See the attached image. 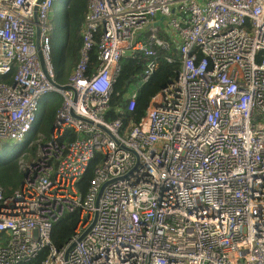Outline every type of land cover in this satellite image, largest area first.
<instances>
[{"label": "built area", "instance_id": "built-area-1", "mask_svg": "<svg viewBox=\"0 0 264 264\" xmlns=\"http://www.w3.org/2000/svg\"><path fill=\"white\" fill-rule=\"evenodd\" d=\"M53 1L0 0V143L24 138L42 96L61 97L20 186L7 196L0 186V264L44 250L40 264H264V0H88L63 84ZM159 48H174V78L137 122L107 119L121 58L143 55V84ZM136 94L123 97L129 111ZM75 211L56 248L53 224Z\"/></svg>", "mask_w": 264, "mask_h": 264}, {"label": "trees", "instance_id": "trees-1", "mask_svg": "<svg viewBox=\"0 0 264 264\" xmlns=\"http://www.w3.org/2000/svg\"><path fill=\"white\" fill-rule=\"evenodd\" d=\"M87 2L88 0H68L66 5L62 8L63 31L65 33L66 43L63 47L61 46L59 50H56L55 53L51 46V61L54 69L55 80L58 83L63 84L67 81L72 68L78 61L79 49L82 45L81 26L85 20ZM157 52L158 67L143 84H139V75L143 71L146 60L143 55L138 53L134 57H132V55H124L121 58L120 71L115 83L113 84V93L109 103V110L106 115L107 119L120 117L122 119L123 126H126L129 122H137L144 114L152 96L174 78L179 69V61L176 53L174 52V48H172L171 51L159 48ZM168 54L173 57L172 63H168L165 59V56ZM90 59L92 62H95L96 48L91 51ZM137 84H139V86L137 88L135 105L133 110L129 111L123 97L130 86ZM52 95H55L56 97L54 100L49 102ZM60 104L61 97L55 92L49 93L43 97L36 123H34L33 126L32 139L24 143L20 151L11 157L6 156L5 151L0 153V186L3 190L4 196L11 194L20 186L22 182L23 171L20 166L21 164H19V155L23 154L25 151H30L32 153L36 151V135L41 133L39 130L41 119H47L53 114L55 116ZM116 106L121 107L122 113H118L116 111ZM47 138L48 137L44 136V140ZM99 161V154H96L90 161L85 173L78 181V188L81 193L85 192L87 184L93 175V170L99 164ZM77 221L78 212L75 211L65 213L56 223H54L50 235L52 245L56 248L63 246L71 238ZM45 253L46 250H44L38 258L23 264H40L41 260L45 256Z\"/></svg>", "mask_w": 264, "mask_h": 264}, {"label": "rangeland", "instance_id": "rangeland-1", "mask_svg": "<svg viewBox=\"0 0 264 264\" xmlns=\"http://www.w3.org/2000/svg\"><path fill=\"white\" fill-rule=\"evenodd\" d=\"M68 0H54L51 6V11L49 12V22L51 25H53V30L51 32V46L53 48L54 53L56 50H59L60 47L64 46L66 43V37L65 33L63 31V21H62V8L66 5ZM167 25L166 20L162 22V25L160 28ZM160 34H162L160 32ZM55 48V49H54ZM137 89L136 85L130 86L128 89V94L131 93L133 90ZM55 95H52L49 99V102L55 99ZM48 101V100H47ZM54 114L51 117H48L47 119H41L40 121V132L42 138L44 136L49 137L52 123L54 121ZM39 134L36 135V137H40ZM33 132L28 133L25 136V140L18 143H11V142H1L0 143V153L5 151L6 156H12L20 151L24 143H26L28 140L32 139ZM37 140V139H36ZM37 150V149H36ZM37 157L36 151L34 153L32 152H24L23 154L19 155L18 159L20 162H22V166L25 165L27 162L31 161L32 159H35Z\"/></svg>", "mask_w": 264, "mask_h": 264}, {"label": "bare ground", "instance_id": "bare-ground-1", "mask_svg": "<svg viewBox=\"0 0 264 264\" xmlns=\"http://www.w3.org/2000/svg\"><path fill=\"white\" fill-rule=\"evenodd\" d=\"M45 96H46V95L42 96V97L39 99L38 104H41V101H42L43 97H45ZM36 120H37V115H36V117H35V122H36ZM33 126H34V124H32V126H31V128H30V130H29L28 133H31V132H32V130H33ZM28 133H26L25 136H26ZM25 136H24V138H23L22 140H20V142H22V141L25 140ZM21 163H22V162L19 161V164H21Z\"/></svg>", "mask_w": 264, "mask_h": 264}, {"label": "water", "instance_id": "water-1", "mask_svg": "<svg viewBox=\"0 0 264 264\" xmlns=\"http://www.w3.org/2000/svg\"><path fill=\"white\" fill-rule=\"evenodd\" d=\"M162 18H163V17L161 16V17H160V20H161ZM156 24L158 25V24H159V22H157Z\"/></svg>", "mask_w": 264, "mask_h": 264}]
</instances>
